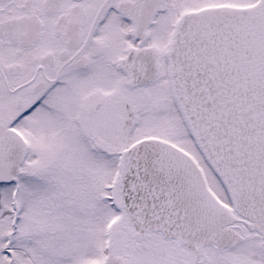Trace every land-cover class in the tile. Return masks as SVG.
I'll return each mask as SVG.
<instances>
[{
  "label": "snow or ice",
  "instance_id": "1",
  "mask_svg": "<svg viewBox=\"0 0 264 264\" xmlns=\"http://www.w3.org/2000/svg\"><path fill=\"white\" fill-rule=\"evenodd\" d=\"M0 264H264V0H0Z\"/></svg>",
  "mask_w": 264,
  "mask_h": 264
}]
</instances>
